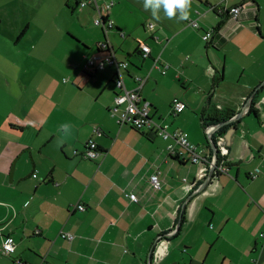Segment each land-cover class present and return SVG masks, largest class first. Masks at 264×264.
<instances>
[{"label":"crops","instance_id":"0c3cea01","mask_svg":"<svg viewBox=\"0 0 264 264\" xmlns=\"http://www.w3.org/2000/svg\"><path fill=\"white\" fill-rule=\"evenodd\" d=\"M114 1L104 14L134 40L118 43L128 44V66L100 67L111 51L118 57L111 30L99 26L96 48L82 52L78 68L63 70L74 80L63 85L71 89L69 107L56 110L48 126L37 122L32 140L12 141L9 161L0 166V264H264V0H192L187 20L163 11L156 20L144 0ZM235 5L238 19L229 12ZM84 8L98 15L94 6ZM105 41L109 49L100 46ZM140 41L150 46L146 58ZM136 76L145 79L141 95L155 121L188 133L205 160L192 161L155 126L118 123L115 95L138 87ZM175 97L188 104L180 114L173 113ZM230 111V123L216 133L224 123L217 118ZM220 135L229 172L210 177L213 142L223 155ZM91 138L99 146L95 159L83 155ZM170 144L190 158L169 157ZM158 169L156 190L150 177ZM6 236L16 249L2 256Z\"/></svg>","mask_w":264,"mask_h":264},{"label":"rangeland","instance_id":"374dc122","mask_svg":"<svg viewBox=\"0 0 264 264\" xmlns=\"http://www.w3.org/2000/svg\"><path fill=\"white\" fill-rule=\"evenodd\" d=\"M96 17L94 10L77 6L76 0H0V166L9 161L15 148L12 141L32 140L38 135L37 122L48 126L56 110L69 107L71 89L63 85L68 79L73 85L74 80L63 70L78 68L76 60H83L82 52L89 46L96 48V39L103 36ZM111 32L118 59L129 61L128 44L122 47L118 43L134 40ZM132 57L139 63L143 60L135 54ZM19 123L26 125L25 133L11 128ZM17 158L8 166L9 180Z\"/></svg>","mask_w":264,"mask_h":264},{"label":"built area","instance_id":"2783aa9c","mask_svg":"<svg viewBox=\"0 0 264 264\" xmlns=\"http://www.w3.org/2000/svg\"><path fill=\"white\" fill-rule=\"evenodd\" d=\"M87 4H89L87 1L82 2L81 8L86 7ZM90 4H93L95 6L97 13H98L95 19L96 25L98 26L102 25L104 28H107V29L113 28L115 26L114 21L107 19V17L104 14L105 11L113 7V5L115 4L114 0H106L103 6L98 4V0H92ZM229 12L231 13L233 18L238 19L241 13V5L232 6L229 9ZM104 17H106V21H104ZM148 27L152 29L155 27V24L149 23ZM120 35L122 37L126 36V34L123 31H120ZM211 35H212L211 32H207L204 35V38L207 39ZM140 43H141V50L145 53L144 55L149 53L150 52L149 46L142 41H140ZM100 46L104 48H108L109 44L107 41H105V42L100 43ZM92 63L94 62L92 61ZM113 64H117L119 69L121 67L126 68L128 66L127 62L118 61V59L116 58V54L113 51H111L110 54L107 57H105L104 61L101 62L100 67L104 68L106 65H113ZM166 67H168V65ZM165 68L162 69L163 72L166 71ZM135 80L138 82V87H135L132 90H128L126 89V87H124L123 92L116 96V106L111 111H112V115L117 117L118 123L121 125L123 124L130 125L138 130H141L145 127L155 126L158 129H160L159 131L161 135L163 136V138L176 139L178 143H180L183 147H185L187 152L191 153L190 157L192 161L201 162L205 160L202 154H199L196 152V146H194L193 144L189 142L188 133L184 131H180V130L169 131L168 125H161V124L153 122L150 119L149 117L150 103L148 101L142 102L140 98V94H139L140 93L139 90L142 88L143 84L145 83V79L136 76ZM173 106L176 112H182L186 109V104L178 98H175L173 100ZM94 131L99 134L101 133L99 127H95ZM217 143H218V146L222 154L225 155L228 152V147L226 145V138L224 136H220L218 138ZM167 154L169 157H177L181 159L182 161H187L190 158V157L189 158L186 157L185 150H178L173 144H170L168 146ZM83 155L87 159H95L99 155V146L94 138H91L88 141L87 149L84 151ZM213 160L214 161L211 162V165L215 166L216 172L228 173V169L225 165L218 164V157L216 158L215 156ZM33 177L35 178L37 177L36 172L33 174ZM253 177H256V175H254ZM186 179L187 178H184V180ZM150 183L154 189L156 190L161 189L162 184L160 180V170L159 169L156 170L151 175ZM125 195L134 202L138 201V197L135 193L127 192ZM77 207L80 210L86 209L84 205H80V204ZM263 235L264 233L261 234V236ZM62 236L64 238H68L69 240L73 239V235L70 233H63ZM158 241L161 242L162 244V242H164L163 237L161 238V240L158 239ZM15 249H16V245H15L14 238L12 236H6L2 243V255L9 256L12 253H14Z\"/></svg>","mask_w":264,"mask_h":264},{"label":"clouds","instance_id":"9594fccd","mask_svg":"<svg viewBox=\"0 0 264 264\" xmlns=\"http://www.w3.org/2000/svg\"><path fill=\"white\" fill-rule=\"evenodd\" d=\"M192 0H144L146 11L150 10L156 20L161 19V11L168 19L187 20L190 15Z\"/></svg>","mask_w":264,"mask_h":264},{"label":"trees","instance_id":"16d2710c","mask_svg":"<svg viewBox=\"0 0 264 264\" xmlns=\"http://www.w3.org/2000/svg\"><path fill=\"white\" fill-rule=\"evenodd\" d=\"M84 1H87L89 4H87L86 5V7L87 6H94L93 4H90V2H92V0H76V5L77 6H80L81 7V4H82V2H84ZM98 4H100L99 2H98ZM95 7V6H94ZM107 19H108V17H107ZM104 21H106V17H104ZM100 27H103L102 25L100 26ZM104 28V27H103ZM112 29H116L117 31H120V29L119 28H115V26L113 27V28H110V30H112ZM119 29V30H118ZM207 33V32H206ZM205 33V34H206ZM204 34V35H205ZM212 34V33H211ZM204 35H203V38H204ZM211 37V36H210ZM205 39V38H204ZM208 39V38H207ZM148 45V44H147ZM85 46H87V45H85ZM149 46V45H148ZM149 48H150V46H149ZM107 49H109V48H107ZM108 51V50H107ZM142 51V50H141ZM150 51H151V49H150ZM142 53L143 54H145L143 51H142ZM150 54V52L149 53H147L146 55H144V57H147L148 55ZM117 66V64H113V65H111V67L112 66ZM110 66V65H109ZM117 69H118V66H117ZM167 70V69H166ZM118 71H120V69L118 70ZM164 73H166V71L164 72ZM147 79V78H146ZM126 89H128L127 87H126ZM132 89H134V88H132ZM132 89H128V90H132ZM141 90H142V88L139 90L140 91V98H141V100H142V102H144V101H148L147 99H145L142 95H141ZM123 92V90L122 91H120V92H118L116 95H115V98H114V106H113V108L116 106V96L117 95H119L120 93H122ZM175 98H178V97H175ZM174 98V99H175ZM173 99V100H174ZM178 99H180V98H178ZM180 100H182V99H180ZM185 104H186V108L188 107V104H187V102H185L184 100H182ZM149 102V101H148ZM150 103V102H149ZM151 103H150V113H149V117H150V119L153 121V122H155V123H157L156 121H155V119L152 117V115H151ZM112 108V109H113ZM172 108H173V113L174 114H180V113H182V112H176L175 111V109H174V106H173V101H172ZM111 109V110H112ZM234 116V112L232 111H230L229 113H227L225 116H223L222 118H217V122H226V121H228V120H230L232 117ZM205 122H204V125H207V123L208 122H206L207 121V119H203ZM159 124V123H158ZM145 128H149V127H145ZM144 129V128H143ZM225 130V126H221V127H219V129L216 131V133H221V132H223ZM216 133H214L213 135V140L215 139L216 140ZM220 136H223V135H220ZM218 164L220 165V164H223V165H225L226 167H227V169L229 170V163H227V161H226V158H225V155H219V157H218ZM21 264H24V263H21Z\"/></svg>","mask_w":264,"mask_h":264},{"label":"water","instance_id":"95a60500","mask_svg":"<svg viewBox=\"0 0 264 264\" xmlns=\"http://www.w3.org/2000/svg\"><path fill=\"white\" fill-rule=\"evenodd\" d=\"M260 86H261V85H260ZM260 86H259V87H260ZM255 94H256V91H255V93H254L251 97L253 98ZM239 115H240V114H239ZM227 123H230V120H228V121L222 123L221 126H222L223 124H227ZM212 142H213V140H212ZM212 148L214 149V152H215V154H216V158H217V157H218V149H217L216 145L214 144V142H213V144H212ZM15 165H16V160L14 161V163H13V165H12V172H13L14 169H15ZM214 172H215V166H214V168H212V169L210 170V172H209V176L212 177L213 174H214ZM228 172H229V170H228Z\"/></svg>","mask_w":264,"mask_h":264}]
</instances>
